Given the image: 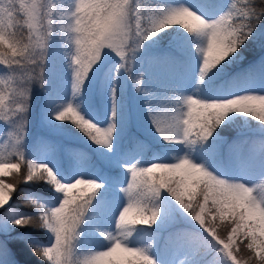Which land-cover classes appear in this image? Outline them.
<instances>
[{
    "label": "snow or ice",
    "instance_id": "snow-or-ice-1",
    "mask_svg": "<svg viewBox=\"0 0 264 264\" xmlns=\"http://www.w3.org/2000/svg\"><path fill=\"white\" fill-rule=\"evenodd\" d=\"M212 3L182 0L153 7L150 0H0V121L10 127L3 142L6 155L0 153V177H12L10 183L0 179V232L29 226L43 229L50 237L47 243L27 235L20 239L49 264H158L151 245L139 240L138 234L162 222L161 201L167 192L202 229L175 235L189 243L202 242L201 247H192L194 257L202 250H213L222 264H264V174L260 183L227 176L221 157L223 138L217 131H223L221 125L226 127L233 113L264 124V93L240 90L248 86L247 75L234 78L229 89L175 95L169 101L172 114L167 121L148 102L156 131L181 154L147 166L139 160L125 164L130 180L119 189L123 200L116 211L109 207L102 192L105 186L98 180L65 176L51 162L29 159L24 150L32 86L47 84L44 65L55 39L71 49L74 97L108 54L106 50L119 57L113 76L112 123L107 128L86 119L71 101L54 114L55 120L70 121L96 145L111 151L117 129L116 82L121 70L132 74L145 42L158 47L167 41L169 51L153 58L157 61L179 64L198 58L201 82L205 76L220 78L229 64L243 58L241 49L264 19V10L258 11L250 0H244L243 6L231 0L226 10L213 13ZM29 65L36 68L29 71ZM135 83L138 91L152 95L144 87L143 73ZM240 147L233 144L230 152ZM256 150L264 153V140L256 143ZM41 181L55 189L59 203H44L24 190V202L37 214L17 211L12 206L13 193L23 184ZM219 225L227 231L221 234ZM85 232L90 236L98 232L108 242L107 248L79 252L78 242Z\"/></svg>",
    "mask_w": 264,
    "mask_h": 264
},
{
    "label": "trees",
    "instance_id": "trees-1",
    "mask_svg": "<svg viewBox=\"0 0 264 264\" xmlns=\"http://www.w3.org/2000/svg\"><path fill=\"white\" fill-rule=\"evenodd\" d=\"M250 2L258 11L264 10V0H250ZM243 3L244 0H239L238 6H243ZM144 26L146 27L145 21ZM263 50L264 19H261L256 25L255 31L249 40L245 42V46L241 49L240 54L243 58L237 62L229 64L227 70L216 80H210L208 76H205L202 86L206 88L212 83V86L214 87L218 80L223 77L231 78L233 76H243L247 66H252L256 69L259 55ZM167 51H169L167 41L161 42L158 47L153 46L152 41H147L145 42L144 50L139 54L140 58L132 69V74L128 76L124 70H121L116 86L117 90L121 92L126 101L121 111L117 114V129L114 133L115 144L111 151L105 149L103 146L96 145L70 121L56 123L58 127L67 130L72 135L79 138L78 142L68 143L69 148L73 153L79 154L82 160H85L86 162L90 161L92 169L98 171L100 175H115L118 172V167L115 164L126 159L138 147L148 144L150 148H156L163 143H167L156 131L148 112V102L151 101L154 110L159 114L160 119L164 121L169 119L170 103L165 82L167 75L166 69L168 65L177 66L183 62L172 64L162 60L157 61L153 59L154 57L163 56ZM112 61L113 60H109L106 62L102 60L101 63L98 64L89 74V78L85 82L82 92L79 94L86 103V105H84L85 109L88 112H92L100 122H105L106 119V112L99 100L105 96L104 84L108 72L110 71L109 63ZM189 61L190 59L186 62ZM68 62L69 55L63 50V42L59 38L55 39L50 44L47 62L44 65L47 84L45 87H41L38 83H34L32 86V94L29 102L28 127L25 130L27 139L24 148L29 159L37 158L39 149L43 144H49L56 140L53 135L38 129L37 119L39 114L45 115L49 113L60 102V93L56 91V80L62 77V73H65V68ZM33 68H36V66L29 65L28 70L31 71ZM114 73L115 69L113 71V76ZM141 73H143L144 87L151 91V96L145 95L143 91H138L139 86L135 81L141 79ZM32 74L35 75L36 72H33ZM131 108L133 109V112L130 114L133 115L132 118L134 121L137 122L139 119V126L135 122H129L125 119L127 112ZM225 123L227 125L226 127L225 125H221L223 131L220 129L217 130L219 135L223 138L221 150L225 153L226 149L232 144L243 142L244 148H250L252 143L264 140V124L255 121L251 117L237 114L231 119L230 123L227 120ZM0 127H5L3 132L0 133V153L6 155V152L3 150V142L10 127L3 121H0ZM123 138H125V140ZM59 157L60 156H54V159L58 160ZM66 157L69 159L71 158L70 155H67ZM222 162L228 163L226 159H224V161L222 160ZM61 167L63 169H70L71 165L70 163L65 162L61 164ZM23 172L24 168L22 166L20 174H23ZM5 179L9 182L12 181L11 176L5 177ZM24 190L31 193L32 198L38 199L44 203H50L53 200H56L53 187L43 181L35 184H23L21 185L20 190L17 189L12 195V206L20 213H27L30 215L37 214V210L34 209L33 206L24 202ZM102 192L107 196L109 207H116L120 201V195L109 186H105V188L102 189ZM161 204H163L166 209V214L162 215L161 218L162 222H159L158 220L157 226L153 225V228H148L146 232L138 234L139 238V236L143 234L158 233L156 240L150 243L151 247L158 250H164L175 246L181 241V239L175 238L177 233L191 232L195 230L202 232V229H199V225L188 217L187 213L183 212V209L176 204L167 192L163 194ZM164 217H167V219H164ZM140 227L147 228L148 226L141 225ZM217 230L221 234L227 231L224 225H219ZM24 235L33 236L36 240L41 241L42 243H45L49 239L47 232L43 229L31 226L26 229L14 228L10 234L0 232V242L3 244V247L0 248V264H5L6 262H9L10 264H49L46 260L41 261L38 257L33 255L31 249L24 243V240L20 239V237ZM85 235H88V233L85 232L80 237L78 251H80L83 237ZM244 243L246 244L247 241ZM241 252L246 256V249L243 245L241 246ZM156 260L158 264H165L164 259L160 256L157 257Z\"/></svg>",
    "mask_w": 264,
    "mask_h": 264
},
{
    "label": "rangeland",
    "instance_id": "rangeland-1",
    "mask_svg": "<svg viewBox=\"0 0 264 264\" xmlns=\"http://www.w3.org/2000/svg\"><path fill=\"white\" fill-rule=\"evenodd\" d=\"M55 2H59V0H55ZM182 2V0H150L151 6L163 5L168 6L171 3ZM193 4L195 0H190ZM231 0H213L212 7L210 9L211 12L215 13L221 10H226V6L230 3ZM146 27L148 26L147 21L145 20ZM63 50L69 53L71 49L66 48L63 43ZM108 54L103 58V61L108 62L109 60H113L110 62V71L106 77L105 86V96L99 100L104 111L106 112L105 122H100L96 116L92 112H88L84 105V99L79 95L73 96V73L72 68L70 67V56L69 62L65 68V73H62V77L57 79L56 81V91L60 93L59 99L60 102L55 106V108L47 114H39L37 119L38 129L43 130L45 133H49L53 135L56 139L54 142L49 144H43V146L39 149L38 156L35 160L36 162H44L53 163L57 168L61 170V172L65 175L75 176H84L85 178H92L98 180L100 183L104 184V186L111 187L115 192L120 195V201L116 205V207L111 208L112 211L117 210V206L123 200V193L119 191L121 187H126L128 181L130 180V176L127 173L124 165H131L136 163L138 160L140 164L143 166H147L152 162H164L171 161L172 158L180 155L178 151H174L172 145L170 144H161L156 149H148V146L138 147L131 155H129L123 161L115 164L118 167V172L115 175H107L103 176L98 173V171L92 169L91 162L85 161L81 159L79 154L73 153L68 146L70 142H78L79 138L72 135L67 130H64L56 125L57 122L62 123L60 121L55 120V112L59 111L62 106L66 105L69 101L73 102L76 106H78L79 111L86 119L91 120L93 123L97 124L99 127L107 128L112 123V87H113V71L116 66L120 63V59L117 55L112 53L109 50H106ZM241 55V54H240ZM242 56V55H241ZM202 66L199 59H190L189 62H183L177 66L168 65L166 71V86L169 94V101L175 100V95H201L207 93L211 88H223L229 89L233 86L232 81L236 76L231 78L223 77L218 80L217 84L213 87L212 83L209 84L206 88L202 86V82L200 81L199 76V68ZM257 68L254 69L252 66H247L244 71V75L249 77L248 86L241 87V91H251L256 93H264V50L259 55V61L257 62ZM58 75V74H56ZM117 114L121 111L123 105H125V99L123 98L121 92L117 90ZM133 112L131 108L126 114V120L129 122H135L139 126V119L134 121L132 118L133 115L130 113ZM172 114V105L170 103V116ZM238 113L230 114V117H234ZM127 123V122H126ZM52 124V125H50ZM5 127H0V133L3 132ZM27 135L24 138V148L26 144ZM125 140V138H123ZM115 140H113V146ZM166 142V141H165ZM259 142V141H258ZM256 143L251 144L250 148L247 151H244L242 148V143L240 149L236 153L230 152V147L228 151L225 153L221 150V157L224 161V157H229L228 163H223V167L227 176L232 178H238L249 183H260L261 175L264 174V153H260L256 150ZM233 145V144H232ZM231 145V146H232ZM54 148L53 152H48L47 148ZM177 149L181 147L180 145H175ZM107 149V148H105ZM222 149V148H221ZM70 155L71 158H67L66 156ZM54 156H60L58 160L54 159ZM70 163V169H63L61 167L62 163ZM199 162V161H198ZM64 171V172H63ZM0 179H4L6 183H10L5 177H0ZM55 197L59 194L55 192L53 188ZM56 203H59L56 200ZM162 205V215L166 214V209L163 204ZM140 227V226H139ZM11 231L2 232L4 234H10ZM103 230V229H101ZM110 230V229H109ZM48 234V233H47ZM158 233H149L143 234L139 236V240H141L145 245H150L151 242L156 240V236ZM49 237V234H48ZM49 239L45 242L47 243ZM148 241V243H147ZM202 242L200 240H193V243H189L186 241H181L177 243L176 246L167 248L164 250H158L156 248L151 247V252L154 255L155 259L157 257H163L165 264H220L218 263L219 257L218 254L213 250H202L200 255L193 256L192 247H201ZM108 246V242L104 240L103 237L99 235V233H95L94 236L85 235L83 237V242L80 247L81 253L88 252L90 250H105ZM5 264H10L6 262Z\"/></svg>",
    "mask_w": 264,
    "mask_h": 264
}]
</instances>
